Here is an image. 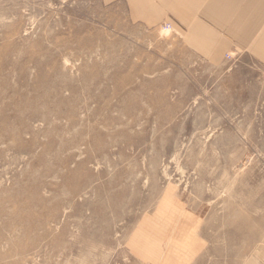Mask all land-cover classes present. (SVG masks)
Listing matches in <instances>:
<instances>
[{
  "label": "rangeland",
  "instance_id": "obj_1",
  "mask_svg": "<svg viewBox=\"0 0 264 264\" xmlns=\"http://www.w3.org/2000/svg\"><path fill=\"white\" fill-rule=\"evenodd\" d=\"M181 38L127 0H0V264H150L130 240L166 215L201 264L264 249V62Z\"/></svg>",
  "mask_w": 264,
  "mask_h": 264
},
{
  "label": "crops",
  "instance_id": "obj_2",
  "mask_svg": "<svg viewBox=\"0 0 264 264\" xmlns=\"http://www.w3.org/2000/svg\"><path fill=\"white\" fill-rule=\"evenodd\" d=\"M127 2L133 18L147 29H158L171 22L179 30L183 45L198 57L219 62L232 48L243 45L255 59L264 62V0ZM166 216L153 217V223L133 234L131 252L143 263L201 264L202 236L182 229L174 233ZM170 237L174 241L169 244ZM247 263L264 264V249L255 250L249 257L245 253L238 257L237 264Z\"/></svg>",
  "mask_w": 264,
  "mask_h": 264
}]
</instances>
